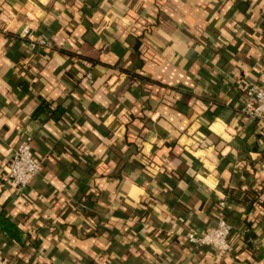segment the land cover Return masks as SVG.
<instances>
[{"label": "crops", "instance_id": "1", "mask_svg": "<svg viewBox=\"0 0 264 264\" xmlns=\"http://www.w3.org/2000/svg\"><path fill=\"white\" fill-rule=\"evenodd\" d=\"M25 26L52 48L30 47ZM249 82H264V0H0L5 264H264ZM25 136L39 171L4 185ZM220 200L223 254L186 239L216 224Z\"/></svg>", "mask_w": 264, "mask_h": 264}, {"label": "built area", "instance_id": "2", "mask_svg": "<svg viewBox=\"0 0 264 264\" xmlns=\"http://www.w3.org/2000/svg\"><path fill=\"white\" fill-rule=\"evenodd\" d=\"M20 37L27 38L29 46L36 45L49 50L52 48L50 40L44 37H33L27 26L18 33ZM87 77L89 73H86ZM242 91L241 112L255 121L257 124H264V82H249L240 86ZM40 161L36 158L31 147V136L23 137L13 149L8 159L3 175V184L24 187L38 173ZM223 200L218 202L219 213L216 224L204 232L191 230L187 233L186 239L194 245L211 246L219 254L232 249L230 234L232 225L223 217ZM0 264H5L0 249Z\"/></svg>", "mask_w": 264, "mask_h": 264}, {"label": "trees", "instance_id": "3", "mask_svg": "<svg viewBox=\"0 0 264 264\" xmlns=\"http://www.w3.org/2000/svg\"><path fill=\"white\" fill-rule=\"evenodd\" d=\"M126 70V68H124ZM134 74H137V73H134ZM37 110L39 111L40 110V107L37 108ZM264 153V152H263ZM253 200L250 201V205L253 206L254 204V201L256 198H252ZM5 223L7 224L6 227H10L11 226V222H8L7 220H5ZM243 223L245 224V226L247 227L248 231L244 232L243 234V239L244 241H246V245H249L250 243V238H253L254 237V232L252 231V228L254 227L253 225V221L250 219H244L243 220ZM195 230V229H194ZM206 229L204 230H201L200 232H204Z\"/></svg>", "mask_w": 264, "mask_h": 264}, {"label": "rangeland", "instance_id": "4", "mask_svg": "<svg viewBox=\"0 0 264 264\" xmlns=\"http://www.w3.org/2000/svg\"><path fill=\"white\" fill-rule=\"evenodd\" d=\"M215 225V224H214ZM212 227V226H211Z\"/></svg>", "mask_w": 264, "mask_h": 264}]
</instances>
